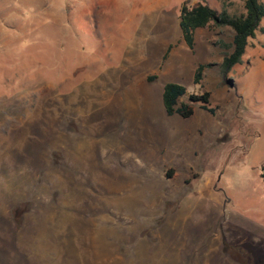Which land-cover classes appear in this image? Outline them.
<instances>
[{"label": "rangeland", "instance_id": "obj_1", "mask_svg": "<svg viewBox=\"0 0 264 264\" xmlns=\"http://www.w3.org/2000/svg\"><path fill=\"white\" fill-rule=\"evenodd\" d=\"M183 1L0 0V264H264V17L225 65ZM168 82L215 112L168 115Z\"/></svg>", "mask_w": 264, "mask_h": 264}, {"label": "trees", "instance_id": "obj_2", "mask_svg": "<svg viewBox=\"0 0 264 264\" xmlns=\"http://www.w3.org/2000/svg\"><path fill=\"white\" fill-rule=\"evenodd\" d=\"M245 11L237 15H230L226 10L218 11L201 0L196 5L188 6L185 1L180 8V28L182 37L190 48L195 44V31L198 28L209 26H230L235 34L233 37V52L226 55L224 64H233L240 60L242 54L246 51L251 38H255L256 32L260 29V22L264 17V2L262 0H244ZM264 30V28H262ZM172 46L169 47V50ZM168 50V52H169ZM168 52L165 54L167 57ZM207 65L200 64L196 70L194 81L200 83L203 71ZM210 92L189 93L186 86L168 82L163 90V105L168 115L179 114L184 118L191 117L195 112V103L211 112L215 108L210 105ZM187 97V101L183 98ZM167 176H173L172 169L167 171ZM261 177L264 179V164L261 167Z\"/></svg>", "mask_w": 264, "mask_h": 264}]
</instances>
